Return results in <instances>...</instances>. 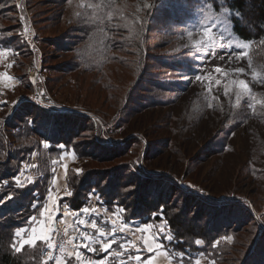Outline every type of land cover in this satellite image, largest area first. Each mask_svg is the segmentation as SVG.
Wrapping results in <instances>:
<instances>
[{"label": "rangeland", "instance_id": "obj_1", "mask_svg": "<svg viewBox=\"0 0 264 264\" xmlns=\"http://www.w3.org/2000/svg\"><path fill=\"white\" fill-rule=\"evenodd\" d=\"M184 1H173L176 12L184 13L175 22L165 0L156 9L154 0H0V37L11 43L0 49V132L23 134L33 122L53 116L67 122L74 130L71 142L84 150L80 157L75 150L56 156L33 132L22 140L8 137L12 146L23 141L31 149L17 164L8 161L18 171L0 181V192L9 178L18 187L42 178L45 160L50 173L46 196L37 201L35 219H28L33 221L29 235L13 241L15 250L41 230L42 235L50 231L56 245L49 249L47 241L37 239L45 262L74 258L78 264H101L106 258L95 249L107 243L97 230L85 233L99 240L88 252L75 247L87 241L75 239L66 220L74 194L68 177L74 174L79 180L91 176L118 183L131 202L142 194L144 206L161 200L166 213L191 218L190 226L218 222L223 229L209 233L208 248H218L216 257L206 255L203 240L196 238L191 241H201L197 252L167 249L177 255L170 260L154 252L151 240L154 234L167 244L174 240L164 217L131 220L132 228L141 230L133 237L139 244L129 264H264V47L255 50L235 36L226 10L215 13L209 4L189 0L187 12ZM207 41H214V50H199ZM185 57L189 68L178 64ZM87 189L88 198L93 188ZM228 197L224 207L214 209L218 199ZM223 208L231 212L227 221L217 218ZM128 230L112 233L118 241L108 253L127 256L129 243L122 239L131 238ZM145 232L150 247L141 236Z\"/></svg>", "mask_w": 264, "mask_h": 264}, {"label": "trees", "instance_id": "obj_2", "mask_svg": "<svg viewBox=\"0 0 264 264\" xmlns=\"http://www.w3.org/2000/svg\"><path fill=\"white\" fill-rule=\"evenodd\" d=\"M159 1L160 0H154L153 6L155 7ZM165 1L166 4H170L172 6V8L170 7L172 12H170V10H168L170 13L164 10L161 12H168L171 16V19H173L175 22L179 21L184 13L180 12V14L179 11H177L179 13L178 14L176 12V10L173 8L176 3L173 2L174 0ZM201 1L204 4H209L212 8V11L215 13H220L221 10H226L230 22L231 32L239 39L250 42V45L253 46L255 50L264 47V0ZM190 8L192 10L189 0L184 1V10L188 12ZM153 9H156V7ZM10 44V41L6 40L4 37H0V45L2 47H8ZM186 58L190 59V57H185L178 60V64L181 67L188 64V62H184ZM190 65L191 64H188L186 68H189ZM32 105H34L37 110H40L42 107L37 103H33ZM27 108L29 109V107H26L25 111ZM21 109L23 110L24 107ZM46 118L47 117H45L44 120H42V118L38 119V124H33L34 122L32 119V125L30 127L28 126L26 131L22 130L23 134L14 133L13 135L12 132L6 133V130L4 132L1 130L0 168L3 167V170H0V181L10 177L15 169L18 171L17 168L14 169L12 167L13 165H10L9 167L8 161L10 162L15 160L17 164L20 159L25 157V153L31 149V147H29L23 141L20 144L16 143L15 146H12V143L8 137H19V139L21 138L22 140V138H25V136L33 132L36 136H40L48 143V147L46 148L48 153L58 156V154L63 151L75 150L79 157L82 156L84 151L83 148L79 149L73 144V142H71V136L74 135L72 134L74 130H72L70 127H67V122H62L58 118H53V116H51V120ZM41 120L43 122L40 123L39 121ZM65 123L66 125H64ZM69 123L70 121H68V125ZM92 150V152H97L98 148L94 147ZM14 154H17V156ZM42 166L45 167L42 171V178L36 179L35 182L23 185L21 187L16 186L15 182L13 180L10 181L11 178H9L7 186L0 192V202L4 201L2 206H0V264H51V262H45L42 258L43 245L37 240L34 246L27 243L20 250H15L12 247V243L15 240V230L27 224V221L31 215H33L35 210L41 206V204L36 205L35 203L39 200V198L44 200L46 196V190L49 186L47 178L50 176L46 160L43 161ZM76 177H74V174L71 178L68 177V181L70 182L74 193L73 197L68 201L69 207L71 209L78 210L82 208V206L85 204L88 191L87 188H93L94 191L100 193L103 203L107 206L116 204L123 207V215L126 217L127 221L136 219L147 222V217L150 216L154 221L158 222L161 220V216H163L166 220L168 228L175 233L174 240L169 242V244H167L168 241L166 242L164 240L169 251L178 252L184 255H186V251L188 249L193 252H197L198 244L196 245L195 241V244H192L193 241L191 240H196V238H199L204 242L205 254L207 255L211 253L213 257H216L215 253L218 251V248L212 247L209 249L208 247L209 241L212 239V235L209 233L215 232L216 230L217 232L223 230L222 228H217L221 227L219 224H217L218 222L207 228L200 225L190 226L191 218L186 216L181 217V214L166 213L167 205L165 202L162 203L161 200L159 201L160 204L156 206L155 202L153 204L154 206L152 207H150L151 202L147 200L146 205L144 206L142 204L146 198H144L142 194L141 197L137 196L134 198L135 201L132 200L131 202V200H128L126 194L121 191V185H118V183L115 185L110 181L103 184L98 181L95 182L91 176L90 178L87 177L89 179L83 176L80 180L78 177ZM229 199V197L218 199L220 200L217 201L219 205H214V209L218 210V208L220 209L224 207L223 204L227 203V200ZM160 205V213H156L155 210ZM211 209H213V206H211ZM224 209L225 208H223V210L220 212H216V214H218L217 218L221 216L223 217V221H227L228 217H231V212H228L229 214L223 213ZM106 252L107 251L104 250L99 251L101 254ZM64 264H78V262L74 258H67Z\"/></svg>", "mask_w": 264, "mask_h": 264}, {"label": "crops", "instance_id": "obj_3", "mask_svg": "<svg viewBox=\"0 0 264 264\" xmlns=\"http://www.w3.org/2000/svg\"><path fill=\"white\" fill-rule=\"evenodd\" d=\"M3 47L0 45V49H2ZM69 151H63L62 152V156H64L65 154H68ZM89 194V193H88ZM90 196L86 199H85V204L82 206V208L78 209V210H73L71 208H68L72 211V214H68L67 215V222L70 224V226H72L74 232H75V236L76 238L75 239H80L83 241V237L81 235V233H87L88 231H94L96 232L97 229H101L103 230L107 235L104 236V237H99L100 240H103V242H112V243H109L112 245V247L114 248V244L117 243L118 240H115L114 239V236L112 235V224H111V221H113V216L116 215V218H115V221H116V226H117V230H118V233L119 234H125V233H128L130 230L128 229H132L133 231L131 232V238H127V239H122V238H119V239H122V240H126L128 241L127 243H129V248H128V254L127 256H124L123 255V258L122 259H119L120 257H117L115 255H120L119 253L115 254V250H113L111 248V254L110 252L108 253V250L107 252L105 253V257L106 258H101L104 262H106V264H129L130 263V260H132L134 257H136V253H134V251H136L135 249V244H139V239H134L133 237H138L139 238V232L141 230L140 227L136 229H133L132 227L134 226V223L131 221H127L126 220V217L123 215L124 214V211H123V207H119L118 205L116 204H113L112 206H107L106 204L103 203V200L101 198V195L100 193L96 192L93 190V193L90 192ZM92 197V198H91ZM35 204L38 205V203L36 202ZM84 208H88L90 210V214H85L82 209ZM92 209H96L97 212L93 213L91 212ZM40 212V211H39ZM39 212L36 213L37 217L40 216ZM55 213V214H54ZM53 213V218H51L52 223H53V226L55 225V218L59 216V212L58 211H55ZM73 213H78V215H73ZM32 218H35V214L31 216V219ZM79 220H84L85 221V224H80L78 221ZM95 220L96 223H97V229H93L91 228V222ZM33 221H27V224H25L24 226L18 228L15 230V240H17V242L21 243L20 242V236H22L21 240H23L24 237L27 236V234L29 235V231L31 228L30 224L32 223ZM137 224V223H136ZM135 224V225H136ZM123 227V231H120L119 229ZM140 228V229H139ZM155 231V230H154ZM17 233H19V236L17 235ZM98 233V231H97ZM153 233V232H151ZM150 233V234H151ZM142 235L141 236H144L145 238V242L144 244L147 246V247H150L151 245H147L146 244V238L148 237V234L145 232V233H141ZM36 236H40L42 235L41 233V230H38L37 233L35 234ZM147 236V237H146ZM153 236V234H152ZM117 237V236H116ZM153 242H154V245H160L159 248H157V250H155L154 252H157L158 251V256L162 255L165 257V253L167 254L166 256L171 260V259H174L173 256H171V254L169 253V251L167 250V247L165 245V241L164 240H160L158 239L157 236H154L152 237ZM152 242V243H153ZM87 243V242H85ZM140 243H142L140 241ZM22 244H24L22 242ZM27 244V243H26ZM84 245V243H83ZM83 245L81 247H79V252L82 253L84 251V249H86V251L88 252L90 248H92V244L89 246V247H83ZM155 247V246H154ZM95 249H97V252L98 250H102V245H98V246H95ZM67 253V252H66ZM66 253H64L63 255L65 256ZM114 253V254H113ZM155 253L152 254V258H154L155 256H153ZM170 254V255H169ZM133 256V257H132ZM128 257V258H126ZM149 257V258H150ZM118 260V261H117ZM65 262V261H64ZM89 260L87 261V264H89ZM90 264H92V262H90Z\"/></svg>", "mask_w": 264, "mask_h": 264}, {"label": "snow or ice", "instance_id": "obj_4", "mask_svg": "<svg viewBox=\"0 0 264 264\" xmlns=\"http://www.w3.org/2000/svg\"><path fill=\"white\" fill-rule=\"evenodd\" d=\"M205 32H206V34H207V29H205ZM195 43H196V45H199V44H201L202 42H201V41H196ZM203 43H204V48H200L199 50L203 51V50H205L206 48H213V50H214V47H213V45H214V41H207V42H203ZM0 54H2V53H0ZM217 71H219V69H217ZM237 71L243 72L244 70H243V69H237ZM197 79H200V77H197ZM217 83H219V81H217ZM239 84H240V86H241L243 89L247 90V87H248V86H247V84L245 83L244 80H240V81H239ZM45 147H48V145H45ZM61 147H63V146H61ZM28 180H29V182H32V181H31V178H28ZM16 182H17V184H20V178H19V177L16 178ZM53 182H55V181H53ZM67 194H68V195H71V193H67ZM49 198H51V195H49ZM45 211H47V208H45ZM82 211H83L85 214H90V210H89L88 208H84V209H82ZM91 212L95 213V212H97V210H96V209H92ZM73 215H78V213H73ZM33 219H35V218H33ZM78 222H79L80 224H85V221H84V220H79ZM111 224H112V232L115 233V232L117 231L116 221H115V220L111 221ZM149 227H150V226H149ZM91 228H93V229H97V223H96L95 220H93V221L91 222ZM119 230H120V231H123L124 229H123V227H121ZM162 230H163V225H161V231H162ZM97 231H98V236H99V237H104V236L107 235V234H106L103 230H101V229H97ZM33 232H35V229H33ZM17 235H19V233H17ZM81 235H82V237L87 241V243H85V244L83 245V247H89L91 244H96V243L99 242V240H98L97 237H91V238H90V237H88L87 234H85V233H81ZM37 239H39V240H41V241H47V247H48L49 249H52V248H55V247H56L55 243L52 242V240H51V232H50V231H49L48 234L40 235V236H38V237H37V236H33L31 239H29V240H27V241H25V242L28 243L29 245H33V246H34L35 243H36V240H37ZM168 239H172V237L169 236ZM72 243H73L72 240H68V241H67V244H69V245H71ZM196 243L199 244V243H201V241L197 240ZM75 247H76V248H79V247H81V246H80V245H76ZM110 247H111V244H109V243H105V244L102 245V250L107 251ZM121 247H123V245H121ZM159 247H160V245H157V248H159ZM93 250H94V249H93ZM150 250H151V249H150ZM65 251H66L65 247H64V245H62V246H61V252L63 253V252H65ZM67 255L70 257V256L72 255V253H71V252H68ZM79 255H80V253L77 251V252H76V256L79 257ZM165 255H167V254L165 253ZM51 258H52V253L49 252V259H51ZM137 259H139V257H137ZM56 264H64L63 258H58L57 261H56ZM101 264H104V262L102 261ZM149 264H152V262L149 261Z\"/></svg>", "mask_w": 264, "mask_h": 264}, {"label": "built area", "instance_id": "obj_5", "mask_svg": "<svg viewBox=\"0 0 264 264\" xmlns=\"http://www.w3.org/2000/svg\"><path fill=\"white\" fill-rule=\"evenodd\" d=\"M32 71H34L33 73H36V69H34V68H33V70H32Z\"/></svg>", "mask_w": 264, "mask_h": 264}]
</instances>
